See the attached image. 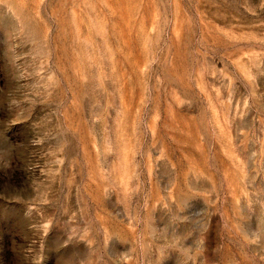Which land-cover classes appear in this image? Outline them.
Instances as JSON below:
<instances>
[{"label": "rangeland", "instance_id": "obj_1", "mask_svg": "<svg viewBox=\"0 0 264 264\" xmlns=\"http://www.w3.org/2000/svg\"><path fill=\"white\" fill-rule=\"evenodd\" d=\"M0 264H264V0H0Z\"/></svg>", "mask_w": 264, "mask_h": 264}]
</instances>
